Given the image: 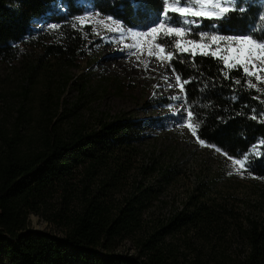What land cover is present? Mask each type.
I'll use <instances>...</instances> for the list:
<instances>
[{
  "label": "trees",
  "instance_id": "obj_1",
  "mask_svg": "<svg viewBox=\"0 0 264 264\" xmlns=\"http://www.w3.org/2000/svg\"><path fill=\"white\" fill-rule=\"evenodd\" d=\"M250 3L253 15L237 22L233 32L250 28L263 7ZM65 5L76 15L89 8L106 15L115 7L110 0H0V71L18 70L26 84L22 85L24 96L29 93L26 86L39 73L56 67L77 68L90 55V29L85 33L73 28L70 20L74 16L65 18ZM119 15L131 26L127 10ZM39 22L60 24L59 37L41 35L33 27ZM200 59L197 57L198 62ZM176 67L185 77L189 74L184 65ZM214 74L216 68L211 67L205 78ZM88 76L82 72L78 77L86 80ZM223 83L222 91L211 94V102L216 104L210 109L212 118L209 110L203 114L210 125H219L208 133L209 138L230 155L247 152L255 166L252 174L241 176L264 185V157L256 159L264 152V146L258 144L264 139V124L247 119L251 107L259 108L258 101L249 96L264 100V84L258 85L262 92L249 90L233 104L228 99L229 82ZM77 85L84 90L87 83ZM186 87L189 98H195L200 108L209 102L195 91L197 84ZM242 88L243 83L238 86ZM244 102L249 103L248 109ZM237 112L241 115L236 116ZM215 115L227 123L215 121ZM30 118L19 107L10 125L0 126V264H264V215L239 220L234 211L208 197L209 186L202 180L180 206L162 218L146 219L144 215L156 198L153 187L132 182L128 193L122 194L128 174L142 158L144 119L121 114L99 119L91 128L72 124L61 129L42 116L37 132L27 129L22 135ZM141 163L146 173L150 167L143 160ZM262 193L264 203V189ZM30 214L59 229L61 236L30 229ZM231 226L243 242L236 259L214 261L202 252L201 243L213 241ZM126 240L132 243L134 254L117 252ZM178 244L187 250L181 252Z\"/></svg>",
  "mask_w": 264,
  "mask_h": 264
},
{
  "label": "rangeland",
  "instance_id": "obj_2",
  "mask_svg": "<svg viewBox=\"0 0 264 264\" xmlns=\"http://www.w3.org/2000/svg\"><path fill=\"white\" fill-rule=\"evenodd\" d=\"M251 1L262 3L264 7V0ZM88 12L96 13L89 8L82 15ZM93 18L103 20L105 15ZM70 23H75V28L81 32L90 29L93 47L89 57L77 68L56 67L51 72L39 73L26 86L29 88L26 96L22 88L26 84H22L16 68L0 71V126L10 125L19 107L31 114L30 124L21 130L22 135L28 130H38L37 124L42 116L58 123L61 129L72 124L91 128L99 119L110 120L121 114L144 119L143 159L136 161L137 166L128 174V184L123 187L122 194L128 193L132 182H140L157 191L156 198L144 213L146 219L167 216L165 214L183 203L199 180L209 186L208 197L234 211L239 220L264 215V185L255 179L243 178L224 155L200 147L187 129L174 123L175 118L170 114L182 105L170 97L182 94L177 88H168L162 79L165 74L170 75V69L160 67L155 59L151 60L148 71H144L142 64L138 67L135 56H125L119 51L133 43L130 36L120 38L109 32L105 25H96L98 34H94L91 26L82 27L75 18ZM109 23L105 21V24ZM49 24L53 23L39 22L33 27L46 37H59L61 27L50 29ZM141 59L147 60L148 57L144 55ZM82 72L89 75L88 79L78 77ZM171 80L174 83V76ZM85 81L86 88L79 90L82 86L77 83L84 84ZM158 84L160 88L155 87ZM142 160L150 167L146 173L140 168ZM229 172L233 174L229 175ZM29 228L61 236L59 229L34 214L29 215ZM220 233L213 241L201 243L200 248L214 261L230 262L243 251V242L232 226ZM178 248L181 252L187 250L183 244H178ZM117 252L134 254L135 250L126 240Z\"/></svg>",
  "mask_w": 264,
  "mask_h": 264
},
{
  "label": "snow or ice",
  "instance_id": "obj_3",
  "mask_svg": "<svg viewBox=\"0 0 264 264\" xmlns=\"http://www.w3.org/2000/svg\"><path fill=\"white\" fill-rule=\"evenodd\" d=\"M110 4L115 7L103 20L93 18L99 17L100 12L76 15L67 5L64 6L65 18L74 16L82 27L91 26L94 34H98L96 25H105L109 32L118 34L120 38L130 36L133 43L119 51L125 56H135L137 66L142 64L144 71L149 70L152 59L160 67L170 69V75L165 74L162 79L168 88H177L182 94L170 97V100L179 101L182 105L170 114L175 118L176 126L187 129L200 147H208L224 155L236 166V173L252 174L255 161H249L247 152L239 156L230 155L222 145L211 140L208 133L215 131L219 125H210L203 114L209 110L208 115L212 118L210 109L215 108L216 104L211 102V94L216 93L217 89L222 91L224 81L229 82L227 87L231 95L228 99L233 104L240 101L249 90L262 92L258 85L264 84V27L257 25L264 24V7L258 9L250 28L233 32L237 22L248 20L253 15V4L249 0H110ZM125 10L130 13L128 20L131 26L123 23L120 18L119 14ZM105 21L110 23L105 24ZM205 21L208 23L205 24ZM72 27L75 28L76 24L73 23ZM48 28L58 29L60 24H49ZM144 55L148 57L147 60L141 59ZM197 57L201 58L199 62ZM176 64L184 65L189 74L185 77L183 70L178 69ZM205 65L210 67L206 69ZM211 67L216 68V74L205 78V72H210ZM242 83L243 88L238 89ZM192 84H197L195 91L209 101L202 108L195 98H189L190 90L186 86ZM155 87L160 88L161 85ZM249 100L258 101L259 108L251 107L247 119L264 124V100L258 95L249 96ZM168 106L173 107L171 103ZM243 107L248 109L249 103L244 102ZM240 115V112L236 113V116ZM214 120L221 124L227 123L219 115H215ZM258 144L264 146V139H260ZM262 157L264 152L256 159Z\"/></svg>",
  "mask_w": 264,
  "mask_h": 264
}]
</instances>
